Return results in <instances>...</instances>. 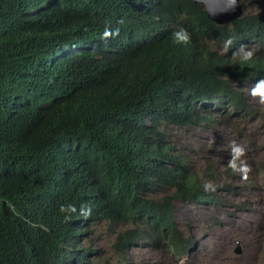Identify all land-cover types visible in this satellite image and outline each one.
<instances>
[{
  "label": "trees",
  "instance_id": "1",
  "mask_svg": "<svg viewBox=\"0 0 264 264\" xmlns=\"http://www.w3.org/2000/svg\"><path fill=\"white\" fill-rule=\"evenodd\" d=\"M239 1L217 24L193 0H0V264H93L91 225L124 264L138 242L194 252L175 206L227 184L170 132L254 115L239 88L264 75L263 0Z\"/></svg>",
  "mask_w": 264,
  "mask_h": 264
},
{
  "label": "rangeland",
  "instance_id": "2",
  "mask_svg": "<svg viewBox=\"0 0 264 264\" xmlns=\"http://www.w3.org/2000/svg\"><path fill=\"white\" fill-rule=\"evenodd\" d=\"M257 8L264 11V0L251 13ZM248 102L256 111L247 121L231 118V124L211 123L184 131L171 128L170 139L189 156L191 172L206 176L207 163L218 161L214 171L224 173L221 183L232 177L238 187H217L212 178H204L203 186L221 204L175 206L176 224L196 240L194 252L176 259L138 242L126 254L125 264H264V89L251 90ZM237 159L243 168L231 175L226 165ZM250 179L252 185L243 186ZM89 231L83 246L97 251V257L91 255L93 264H116L117 257L110 250L112 237L104 226L91 225Z\"/></svg>",
  "mask_w": 264,
  "mask_h": 264
},
{
  "label": "clouds",
  "instance_id": "3",
  "mask_svg": "<svg viewBox=\"0 0 264 264\" xmlns=\"http://www.w3.org/2000/svg\"><path fill=\"white\" fill-rule=\"evenodd\" d=\"M238 4H239L240 9H241V5H240V1L239 0H238ZM236 14H237V11H235L234 14L225 23H228L233 18H236L237 17V16H235ZM239 15H240V13H239ZM225 23H223V24H225ZM234 85H236L235 82H234ZM258 88L264 89V75L263 74L253 75L251 77H248L247 79H244L242 81V83H241V87L239 88V90L244 94L245 99L248 100L249 92L251 90L258 89ZM208 109L211 110V111H213V112L222 113L220 111V108L218 106H211V104H210V105H208ZM201 111H203V110H201ZM255 111L256 110H254V112ZM211 163H213V162H211ZM215 166H219L218 165V161L215 163ZM226 166L228 168V169H226V171L229 170V172H230L231 175H234L236 172L238 173V170H242V168H243V165L240 164V160H238V159L237 160H232L230 163H227ZM212 170L214 171V166H213ZM214 172L216 173V176L218 174V181H217L218 183H220V184H227V188L228 187H231L233 189L238 188V187H236L234 185L232 177L229 178V179H225L224 178L223 180H224L225 183H221L220 178H222V176H223L224 173H218L216 171H214ZM243 174L244 173L241 172V173H239V176L241 177ZM252 181H253L252 179L245 180L243 186L250 187L252 185ZM195 203H197V202H195ZM135 247H138V246H135ZM131 248H133V247H131ZM131 248H130V250H131ZM97 256H98V253H97ZM116 264H124V262H122V261L119 262V260H117L116 261Z\"/></svg>",
  "mask_w": 264,
  "mask_h": 264
},
{
  "label": "water",
  "instance_id": "4",
  "mask_svg": "<svg viewBox=\"0 0 264 264\" xmlns=\"http://www.w3.org/2000/svg\"><path fill=\"white\" fill-rule=\"evenodd\" d=\"M193 2L204 7L207 16L215 23H225L235 11L238 16L241 13L238 0H193Z\"/></svg>",
  "mask_w": 264,
  "mask_h": 264
}]
</instances>
